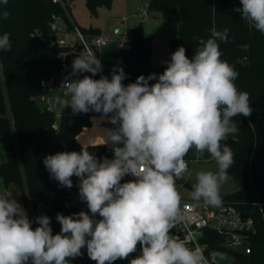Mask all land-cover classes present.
Segmentation results:
<instances>
[{
  "label": "clouds",
  "instance_id": "1",
  "mask_svg": "<svg viewBox=\"0 0 264 264\" xmlns=\"http://www.w3.org/2000/svg\"><path fill=\"white\" fill-rule=\"evenodd\" d=\"M240 4L235 11L264 34V0ZM8 16L0 9V20ZM228 32L213 28L207 39L193 37L198 44L191 58L179 46L162 74L140 75L127 85L123 67L115 66L110 79H94L103 71L101 60L91 50L76 56L52 102L74 115L99 113L113 125L103 131V144L114 156L97 158L82 145L79 152L44 157L50 178L61 187L71 189L72 177L78 178L79 197L88 209L57 213V234L49 216L29 219L11 193H0V264H71L82 249L96 264H113L137 253L138 246L129 264H210L201 248L189 247L171 230L186 219L176 183L188 171L185 156L194 148L215 160L217 171L198 172L191 195L206 206H220L221 186L235 163L233 148L222 142L239 131L234 117L252 115L249 93L235 84L239 73L221 59L217 41L226 42ZM11 48L5 32L0 50ZM3 68L0 61V75ZM127 175L133 179L122 183ZM211 258L215 264L229 259L220 251Z\"/></svg>",
  "mask_w": 264,
  "mask_h": 264
},
{
  "label": "trees",
  "instance_id": "2",
  "mask_svg": "<svg viewBox=\"0 0 264 264\" xmlns=\"http://www.w3.org/2000/svg\"><path fill=\"white\" fill-rule=\"evenodd\" d=\"M109 3L110 0H85L92 13L100 5ZM240 7V0H150L148 3V9L159 11L164 18L179 24V34L170 40L168 61L179 46L185 47L186 55L191 58L198 44L193 37L207 39L213 28L221 32L225 28L229 30L226 42L217 41L221 59L239 73L235 84L239 91L249 93L252 115L233 118L242 130L240 138L227 139L235 160L228 173L235 179L237 189L227 194L220 192V195L223 201L235 204L246 216L252 217L257 232L250 237L249 254L222 245L224 236L221 234L212 232L207 240L211 247L226 250L241 264H264V34L241 18L235 11ZM0 9L9 12L7 20H0V35L9 33L12 43L10 51L0 50V61L4 65L0 75V140L7 154L0 163V175L7 185L14 184L20 189L29 219L39 216L41 207L51 218L53 234H57L61 229L56 221L57 213L71 215L83 209L65 205L68 188L49 180L43 159L61 151L79 152L82 144L78 136L92 126L94 112L74 115L71 108H63L58 119L48 106L47 83H57L62 76L58 55L64 48L50 46L36 31L46 34L53 15L62 16L70 26L71 21L62 5L53 0H9L7 5L0 4ZM81 28L99 33L93 28ZM127 36L128 49H120L114 42L102 51L108 75L115 66H121L127 75L123 82L128 84L140 75L162 74L167 65L164 62L153 66L152 37L140 27L131 28ZM71 70L70 65L67 75ZM84 146L97 158L111 156V147L103 142ZM258 201L262 206L256 203ZM32 226L38 225L33 223ZM138 254L139 246L125 264Z\"/></svg>",
  "mask_w": 264,
  "mask_h": 264
},
{
  "label": "rangeland",
  "instance_id": "3",
  "mask_svg": "<svg viewBox=\"0 0 264 264\" xmlns=\"http://www.w3.org/2000/svg\"><path fill=\"white\" fill-rule=\"evenodd\" d=\"M150 0H110L109 4L100 5L95 13H92L85 5V0H73L71 9L72 19L79 25L85 28H93L102 35L108 37L116 36L115 31L118 28H123L125 34H128L130 28L140 27L143 32L152 37V64L154 67L160 66L165 61H168L170 56V40L179 34V24L177 21L168 20L162 16L159 11L148 9L145 5ZM123 18L126 21H123ZM68 75H62L57 83H54L50 88V93L47 97L48 104L52 110L57 114L61 113L63 107L61 105H55L52 102V98L59 94L58 86L61 81ZM73 114V113H72ZM95 118V119H94ZM105 128L101 126V119L98 117H92V126L85 128L78 136V141L82 145L98 144L103 142V131ZM242 136V130L229 137L240 138ZM7 158L4 145L0 149V162ZM185 160L188 162V171L184 174L183 179L185 183H177L178 192L183 199H192L193 185L196 183V174L200 171H217V164L215 160L211 158V155L205 151L203 153L196 152L193 148L185 156ZM48 172V171H47ZM264 172V168H263ZM228 180L221 186L222 193H232L237 189V183L232 175L228 173ZM48 178L51 182H57L50 178L48 172ZM74 184H79V180L76 177H72ZM126 177L123 178V181ZM187 182V184H186ZM11 193L12 198L20 203L23 208L24 204L21 197L20 189L14 185H7L4 182L3 177L0 175V193ZM80 208L88 211L87 205L82 204ZM39 215L44 214V211L40 207L38 209ZM233 251H242L243 246H226ZM216 251L224 252L229 259L222 261L220 264H241L236 258L226 252V250L216 249ZM83 255L72 260L71 264H96L87 256L86 249H82ZM126 259L113 262V264H125Z\"/></svg>",
  "mask_w": 264,
  "mask_h": 264
},
{
  "label": "built area",
  "instance_id": "4",
  "mask_svg": "<svg viewBox=\"0 0 264 264\" xmlns=\"http://www.w3.org/2000/svg\"><path fill=\"white\" fill-rule=\"evenodd\" d=\"M53 2L62 5L65 14L71 21V26L62 16L53 15L48 25V32L45 34V32L38 30L36 34L46 38L50 46L64 48L58 55L62 65V75H67L72 61L82 51L91 50L103 64L102 51L111 43L116 42L120 49H128L130 47V39L125 34V31L114 37H108L101 33L83 30L71 17L73 0H53ZM146 7H148V4H146ZM123 21L125 22L126 19L123 18ZM101 75L111 78V75H108L104 67L103 71L96 76L100 77ZM43 83L45 84V82ZM123 83L127 85V83ZM47 85L50 91L53 84L47 83ZM47 97L45 100L48 104ZM92 117L100 118L101 126L105 129L114 127L106 119H102L99 113H93ZM111 158L113 157L110 156L109 159ZM125 177L126 180H122V183L133 179L131 175ZM256 203L262 206L261 202L258 201ZM82 204L86 203L79 197V188L73 185L71 189H67L65 205L67 207H80ZM181 208L186 214V219L171 230V235L174 238L185 240L189 247L201 248L204 254L209 257L210 264H215L212 261L211 254L218 249L217 247H211V243L207 240L212 232L224 236V241L221 244L225 247L242 245V252L246 254L251 252L250 237L257 232V227L254 219L246 216L235 204L222 200L220 206H206L202 201L196 202L193 199L182 198Z\"/></svg>",
  "mask_w": 264,
  "mask_h": 264
},
{
  "label": "water",
  "instance_id": "5",
  "mask_svg": "<svg viewBox=\"0 0 264 264\" xmlns=\"http://www.w3.org/2000/svg\"><path fill=\"white\" fill-rule=\"evenodd\" d=\"M122 31H123V28H118V29L115 31V34H116V35H119L120 33H122ZM222 143H224V144L227 145V140H226V141H223ZM110 155H111L112 157L114 156V153H113L112 150H111ZM176 182H177V183H180V184H183V183H185V180H184V179H181V180H177ZM75 186L78 187L79 184H75Z\"/></svg>",
  "mask_w": 264,
  "mask_h": 264
},
{
  "label": "crops",
  "instance_id": "6",
  "mask_svg": "<svg viewBox=\"0 0 264 264\" xmlns=\"http://www.w3.org/2000/svg\"><path fill=\"white\" fill-rule=\"evenodd\" d=\"M146 6V5H145ZM148 8V7H147ZM79 25V24H78ZM81 26V25H80ZM82 27V26H81ZM133 28V27H132ZM131 29V28H130ZM117 30V29H116ZM123 31H124V29H123ZM3 145H4V143L0 140V149H2V147H3ZM3 160H5V159H3ZM3 160L1 161V162H3ZM0 162V163H1ZM21 197H22V195H21Z\"/></svg>",
  "mask_w": 264,
  "mask_h": 264
}]
</instances>
